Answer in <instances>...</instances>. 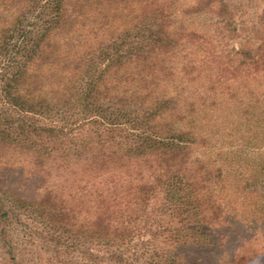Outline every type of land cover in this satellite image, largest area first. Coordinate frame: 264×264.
I'll return each instance as SVG.
<instances>
[{
	"label": "rangeland",
	"instance_id": "obj_1",
	"mask_svg": "<svg viewBox=\"0 0 264 264\" xmlns=\"http://www.w3.org/2000/svg\"><path fill=\"white\" fill-rule=\"evenodd\" d=\"M224 1L210 7L203 0L135 1L97 29H78L77 36L90 45L123 33L145 15H168L173 47L129 66L121 77L130 81L115 83L113 96L127 98L130 113L142 115L152 101L170 93L182 115L158 119L174 129H191L195 141L164 165L127 144L102 143L87 130L91 127L81 130L80 138L85 144L94 139L93 147L80 157L1 149L0 186L16 199L7 203L12 218L0 220L6 233H0V264H112L108 255L120 252L122 241L113 230L104 233L108 224L135 231L126 261L118 264H155V256L166 253L190 264H264V0ZM155 63L164 67L159 75L171 72L170 80L146 88L140 79L155 70L142 69ZM45 82L52 89L62 78L49 72ZM71 112L69 118L88 117L79 109ZM183 161L195 165L188 169ZM177 172L194 176L195 187L179 191L183 177ZM157 177L163 181L149 192L146 216L135 188L154 186ZM167 184L171 194L165 197ZM49 192L57 207L75 217L73 232L62 225L52 228L40 216L35 202ZM182 200L194 206L181 211ZM134 213L141 214L136 223L129 218ZM106 217L101 232L106 235L83 236L87 222ZM200 234L213 239V247L198 250L196 239L204 241Z\"/></svg>",
	"mask_w": 264,
	"mask_h": 264
},
{
	"label": "trees",
	"instance_id": "obj_2",
	"mask_svg": "<svg viewBox=\"0 0 264 264\" xmlns=\"http://www.w3.org/2000/svg\"><path fill=\"white\" fill-rule=\"evenodd\" d=\"M135 1L142 0H0V150L8 148L37 152L38 156L44 158L55 153L63 157L70 154L80 157L93 147L91 140L94 139L85 144L80 138L83 134L81 130L91 127L86 129L95 138H100L102 143L127 144L141 156L153 154L164 165L171 160L173 162L188 145L194 143L191 129H174L173 124L161 123L158 119L168 114L182 115L181 108L177 106L178 99L170 96V93L152 101L142 109V115L130 113L132 108L130 104L128 106L127 98L113 96L112 86L115 83L130 81L128 76L125 77L127 79L121 77L128 73L129 66L143 65L141 58L148 57V53H168L173 47L167 30L168 15H145L123 33L110 34L90 45L77 36L79 28L97 29L112 16L115 17L114 14H123L124 8ZM217 2L222 4L225 1L203 0L201 4L210 7ZM227 9L224 4L222 13H226ZM155 65L148 64L142 69L155 70L151 74L145 72L141 77L146 88L150 85L161 86L157 84L159 80L163 84L170 80L171 72L165 71L159 75L164 67L157 68ZM49 72L62 78V82L52 89H46L45 79L49 77ZM151 79L155 81L150 82ZM48 91L53 93L52 96ZM78 109L86 112L88 117L73 119L67 116ZM76 129H80V132H76ZM182 164L187 165L188 169L195 165L190 163L189 167L186 161ZM202 167L196 172L199 177L203 174ZM178 175L183 177L179 191L195 187L192 182L197 179L194 176ZM157 178L154 186L144 184L135 188L142 204L140 209L145 215L153 198L149 192L159 188L163 181ZM165 193V197L171 194L169 184ZM15 197L0 186V220L12 218L14 213L9 211L7 203L14 202ZM173 199L177 202L175 197ZM55 202L54 195L49 192L40 197L35 205L40 216L52 228L62 225L67 232H73L71 224L75 217L61 210ZM189 203L193 202L180 201L178 209L188 211L192 205ZM140 216L134 213L129 218L136 223ZM106 219L87 222L83 236L106 235L113 230L122 242L118 247L120 252L110 253L109 260L112 264L124 262V256L131 246L132 238L129 236L135 231L108 224L104 226L106 234H101L109 218ZM48 231L51 233L49 228ZM0 233L6 236L2 230ZM52 233L55 241L57 238L63 242L61 236ZM203 239H196L198 250L213 247V239ZM173 255L158 254L155 264H190L186 259ZM191 261L194 263V260Z\"/></svg>",
	"mask_w": 264,
	"mask_h": 264
}]
</instances>
